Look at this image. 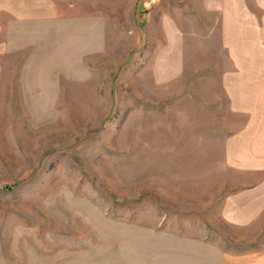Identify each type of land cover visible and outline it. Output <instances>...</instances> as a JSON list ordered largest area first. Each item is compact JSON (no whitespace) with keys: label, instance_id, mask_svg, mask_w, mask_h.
Returning <instances> with one entry per match:
<instances>
[{"label":"rangeland","instance_id":"374dc122","mask_svg":"<svg viewBox=\"0 0 264 264\" xmlns=\"http://www.w3.org/2000/svg\"><path fill=\"white\" fill-rule=\"evenodd\" d=\"M54 2L0 35V264H209L226 144L264 110V7Z\"/></svg>","mask_w":264,"mask_h":264},{"label":"crops","instance_id":"0c3cea01","mask_svg":"<svg viewBox=\"0 0 264 264\" xmlns=\"http://www.w3.org/2000/svg\"><path fill=\"white\" fill-rule=\"evenodd\" d=\"M61 1L70 6L84 0ZM238 5L264 7V0L252 3L238 0ZM56 7L61 8L62 3L0 0V35L9 23L13 38L20 39L23 23L46 24L59 19L55 17ZM243 113H247L243 115L251 121L235 137L236 143L227 142L228 162H224V166L237 173L238 181L233 185H228V180L223 181L221 195L217 198L219 221L209 218V239L205 240L204 248L209 264H264V122H258V117L264 120V110L261 114ZM258 124L262 127L259 132Z\"/></svg>","mask_w":264,"mask_h":264}]
</instances>
